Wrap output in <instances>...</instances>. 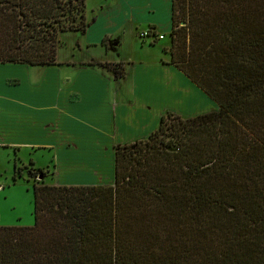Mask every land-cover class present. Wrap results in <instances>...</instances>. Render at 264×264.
Instances as JSON below:
<instances>
[{"label": "trees", "instance_id": "obj_1", "mask_svg": "<svg viewBox=\"0 0 264 264\" xmlns=\"http://www.w3.org/2000/svg\"><path fill=\"white\" fill-rule=\"evenodd\" d=\"M95 20L86 0H0V64L60 65L59 37ZM169 40L218 110L114 147L111 185H33V225L0 227V264H264V0H170Z\"/></svg>", "mask_w": 264, "mask_h": 264}, {"label": "crops", "instance_id": "obj_2", "mask_svg": "<svg viewBox=\"0 0 264 264\" xmlns=\"http://www.w3.org/2000/svg\"><path fill=\"white\" fill-rule=\"evenodd\" d=\"M133 5L131 0H119L114 9L95 14V22L81 35L83 43L78 46L81 49L84 45L85 58L67 62L66 70L0 64V144L54 151L52 156L63 171L55 166L57 171L49 185H111L114 147L147 139L166 113L187 119L218 109L168 64L166 48L137 59L109 56L119 41L117 32L125 30L119 25L131 22ZM101 21L105 29L92 38V29L99 22L104 25ZM136 23L131 26L135 32ZM147 27L162 35L155 25ZM167 31L169 34L170 20ZM162 36L161 41L165 39ZM89 48L98 49L99 57L89 56ZM88 63L121 64L124 75L116 78L111 70ZM12 77L18 83L7 85ZM81 165L88 168L89 179L75 178L81 172L66 171Z\"/></svg>", "mask_w": 264, "mask_h": 264}, {"label": "rangeland", "instance_id": "obj_3", "mask_svg": "<svg viewBox=\"0 0 264 264\" xmlns=\"http://www.w3.org/2000/svg\"><path fill=\"white\" fill-rule=\"evenodd\" d=\"M118 1L86 0V18L90 19L95 14L97 16L98 13L114 9ZM131 3L135 7L132 10L131 22L127 25H123V23L119 25V27L125 28V30L117 32L116 35L119 41L113 48L114 53L109 52L112 54L109 56H112L114 59H137L142 55L153 53L154 50L160 53H162V49L164 48L167 50L170 46L167 31L170 20L169 0H131ZM119 8L121 9V7ZM102 20L104 19L102 18ZM135 22H137L135 28H137L138 32H135L131 27ZM102 23L104 24V22ZM117 23H121V21H117ZM100 24L99 22L92 29V38L97 37L100 31L105 29L106 25ZM149 24L155 25L159 34L164 35L165 39L163 41H161L162 39L153 38L155 40L149 39L151 43H148L146 42L148 38H140L138 33L146 32V29L151 30V33L156 37L161 36L156 35V32L152 28H148ZM81 43H83V39L78 33L62 34L59 37V47L57 50V63L60 65L53 67L66 70L68 69L67 62H76L85 58L84 45H82L81 49L78 48ZM97 50L89 48L86 51L89 56L99 57ZM109 56L103 58H108ZM164 57L167 56L164 55ZM69 68L71 67L69 66ZM16 83L18 82L15 80V77L7 81V85H15ZM210 101L212 100L210 99ZM167 114L169 113L165 115ZM170 114L176 116L174 113ZM21 146V148H10L0 144V227H31L34 222L33 185H49L55 176L54 171H63L62 166H59L52 156V152L54 151L30 149L28 145ZM55 166L59 168L55 170ZM77 167L66 169V171L81 172L80 176H75V178L78 177L80 180L90 178L87 167L82 165L80 168ZM60 177L62 178L63 176L60 175Z\"/></svg>", "mask_w": 264, "mask_h": 264}, {"label": "built area", "instance_id": "obj_4", "mask_svg": "<svg viewBox=\"0 0 264 264\" xmlns=\"http://www.w3.org/2000/svg\"><path fill=\"white\" fill-rule=\"evenodd\" d=\"M139 36H140L141 39H144V38H153V37L154 38H158V39H162L163 38L162 36L155 37L153 35V33H151L149 30L147 32L140 33Z\"/></svg>", "mask_w": 264, "mask_h": 264}]
</instances>
